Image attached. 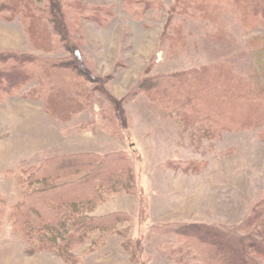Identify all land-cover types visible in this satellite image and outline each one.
I'll use <instances>...</instances> for the list:
<instances>
[{"label":"rangeland","instance_id":"obj_1","mask_svg":"<svg viewBox=\"0 0 264 264\" xmlns=\"http://www.w3.org/2000/svg\"><path fill=\"white\" fill-rule=\"evenodd\" d=\"M29 1L49 5L46 0ZM152 1L156 7L137 17L124 6V0H67L77 12L67 13L66 39L51 26L47 37L34 28L30 18L0 16V51L38 54L58 63L70 59V47L76 48L86 74L73 77L89 89L85 94H69L66 90L72 91V85H66L64 75L58 77L61 72L69 75L67 64L57 74L50 63H37L39 70L53 71L52 83L33 97L28 91L38 84L37 77H31L20 90L0 98V200L6 208L0 215V264H175L171 250L156 246L174 241L171 235H158L159 224L199 222L238 242L259 230L247 223L253 221L255 207L264 197V140L258 138V129L225 132L210 141L195 140L165 116V107L149 98L143 87L156 72L189 69L215 60L222 50H234L230 59L238 61L242 69L259 66L253 78L257 87L264 88V51L249 45L250 40L264 35V29L246 31L232 0H220L214 3L217 10L213 12L218 22L213 26L203 17L204 21L186 18L181 27L188 45L171 52L165 34L175 33L171 26L177 16L173 12L176 0ZM92 13L103 15L106 21L86 17ZM212 26L223 29L228 37L212 39L208 34ZM55 102L59 107L54 108ZM116 103L122 111L117 109L119 117ZM118 150L129 157L133 187L129 192L110 194L93 214L121 211L127 224L116 227L118 233L92 249L77 250L73 262L47 250L31 252L32 243L9 208L22 198L23 186L17 177L22 169L51 156ZM190 161L186 172L182 166ZM111 167L104 164V176Z\"/></svg>","mask_w":264,"mask_h":264},{"label":"trees","instance_id":"obj_2","mask_svg":"<svg viewBox=\"0 0 264 264\" xmlns=\"http://www.w3.org/2000/svg\"><path fill=\"white\" fill-rule=\"evenodd\" d=\"M219 1L176 0L173 12L177 16L171 26L175 33L165 34L169 43L168 50L175 52L188 45V37L181 27L186 18H200L202 21L204 18L214 26V22L219 20L213 13L214 9L217 10L214 3ZM250 1L253 2L251 8L248 7ZM46 2L48 7L32 4L29 0H0V16L9 20L17 16L30 18L35 24L34 28H40L47 37L48 31L50 33L48 27L51 26L57 35L66 39L65 20L67 13L73 15L77 12L75 5H70L67 0ZM231 4L235 12L240 14L242 28L246 31L264 29V0H232ZM155 5L152 0H124V6L137 17L145 15ZM160 10L161 5L157 12ZM93 11L97 12V8ZM105 12L109 13V8ZM86 17L100 23L106 21L98 13ZM210 31L208 34L216 41L228 37L223 29L213 27ZM249 45L264 51V35L253 38ZM70 50L72 57L58 63L38 54L0 51V98L20 90L31 77H37L35 80L38 85L28 92L37 97L45 89L44 85L54 80L52 72L64 68L62 64H67L65 68L68 70L65 71L69 75L57 72L58 77L64 75L66 85L73 87L72 91H66L69 94H74V91L85 94L88 87L73 76L81 73L84 75L86 70L80 61L79 51L72 47ZM232 56L234 50L229 53L222 50L215 55V60L208 63L179 71L156 72L147 79L144 92L158 102L160 107L164 106L167 112L165 116L181 129L190 132L195 140L210 141L218 139L225 132L257 129L258 138L264 140V88L257 87L253 78L259 66L257 69L244 70L238 61L230 59ZM37 63H50L53 71L50 70L48 74V69L39 70ZM261 66L264 81V64ZM158 86L162 87L160 92L156 91ZM197 102L199 106H194ZM109 103L115 104L111 101ZM53 105L54 108L59 107L56 102ZM118 107H114L117 116V109L122 114L121 107ZM231 107L240 112L236 114ZM128 159L121 150L105 154L86 152L51 156L37 166L24 167L17 176L24 189L22 198L9 208L15 223L24 229V236L32 243L30 251L47 250L73 262L77 250H90L105 237L118 233L115 228L127 224L126 215L123 217V213L117 211L98 216L93 211L110 194L131 191L133 181ZM107 162L112 167L110 174L105 173L104 176L102 168ZM191 162L184 163L182 169L188 172ZM170 168L175 169L172 164ZM255 208V217L252 218L254 222L249 220L247 223L258 226L259 230L256 234H249L243 241H235L226 232L199 222L172 220L156 226V231L160 233L158 235H171L174 241H163L156 246L171 250V259L173 257L175 264H264V197ZM4 209L5 204L0 200V215ZM122 245L125 247L128 244L124 241Z\"/></svg>","mask_w":264,"mask_h":264}]
</instances>
